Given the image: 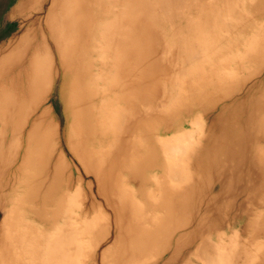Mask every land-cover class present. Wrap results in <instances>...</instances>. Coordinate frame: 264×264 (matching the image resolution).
Here are the masks:
<instances>
[{
    "label": "bare ground",
    "instance_id": "bare-ground-1",
    "mask_svg": "<svg viewBox=\"0 0 264 264\" xmlns=\"http://www.w3.org/2000/svg\"><path fill=\"white\" fill-rule=\"evenodd\" d=\"M134 2L144 5L143 0ZM154 2L159 6L170 0ZM99 3L18 0L11 10L28 24L9 35L5 48H0V264H79L82 235L92 224L83 221L86 207L80 206L72 224L81 222L82 229L75 231L76 227L71 226L68 232L59 225L66 205L56 193L53 180L57 176L67 178L59 190L63 195L73 185L74 177L69 171L72 165L63 156L65 150L78 164L74 166L79 175L77 187L82 186L84 174L91 178L85 184L89 195L96 188L97 195L104 200L102 204L96 199L90 201L93 210V206L97 207L107 222L97 232L103 236L94 251L97 257L96 251L103 248L100 261L115 251L118 259L112 264H180L184 260L185 264H193V258L212 264L216 258L224 257V240L230 229L237 228L242 236L241 245L250 249L252 264H264V78L258 77L246 89L241 86L240 96L226 97L207 129L205 143L198 148L195 131H185V122H170L155 132L149 129L151 117H147V110L168 111L181 104L172 100L164 105L155 100L146 102L145 69L139 63L134 72L129 67L124 81L122 77L114 79L115 85L126 93V110L121 101L117 102L119 96H115L113 106L96 108L91 99L93 90L88 87L93 77L85 72L92 56L84 63L77 52L87 44L85 52L94 50L100 62H104L105 49L99 43L95 50L91 44L95 33L89 27L92 18L99 19L100 15H90L88 7L100 8ZM43 4H49L46 12ZM252 9L259 12L257 7ZM35 10L44 16L33 19L31 12ZM122 14L127 16L123 24L118 16L111 22V28L116 29L112 44L116 48L121 46L131 60L134 26L131 27L129 16L133 13ZM252 27V31L263 28L260 24ZM262 45L254 39L245 44L248 48L244 52L248 58H258ZM190 52L187 57L191 65L211 61L210 55L200 60L204 48ZM230 68L215 74L219 77L214 79H210L214 73L208 76L202 72L197 80L188 83L186 91L180 87L178 95L185 91L190 95L187 97L203 102L212 96L206 95L211 87L219 96L226 86L230 88L228 85L236 83ZM69 75H73L70 134L75 135V141L62 132L58 152L54 135L59 133V125L56 130L46 103L57 78L61 80L58 96L63 98L67 94ZM82 79L80 87L77 81ZM138 99V106L132 107ZM200 120L191 122L199 136L203 131ZM105 127H111V134L115 133L117 138H110L103 131ZM179 129L181 136L176 134ZM99 137L105 142L113 141V146L104 152L95 150L94 141ZM45 173L50 174L52 181L42 200L44 206L40 207L39 186ZM135 197L140 198V203H134ZM143 211L151 216L143 218ZM104 220H99L100 224ZM53 226L55 231L49 235ZM30 247L34 249L31 254ZM150 258L157 260L147 263Z\"/></svg>",
    "mask_w": 264,
    "mask_h": 264
},
{
    "label": "rangeland",
    "instance_id": "rangeland-1",
    "mask_svg": "<svg viewBox=\"0 0 264 264\" xmlns=\"http://www.w3.org/2000/svg\"><path fill=\"white\" fill-rule=\"evenodd\" d=\"M99 1L101 3H99L100 8L97 6L96 9L92 8L91 10L88 7L90 15L93 14L95 16L96 13L99 12L101 17H99V19L92 18L93 21L90 22L89 27H91L92 33H95L92 40L93 43H91L95 50L99 43H101L105 49L106 54L103 60L104 62H100L101 59L96 56L94 50H90L88 53L85 52L87 50V44H85L84 47H79V51L77 52L78 59H83L84 63L87 57L90 58L92 56L90 58L91 65L87 68L88 70L85 69V72L87 71V73H90L93 77L88 87L93 90L91 99H93V101L95 100V104H97L96 108L100 106H113L114 103H116L115 96H119L117 102L121 101V106H124L123 103H125L127 99L126 93L120 90V86L115 85L114 79L118 78L121 80L122 77L124 81L125 78L123 76L129 71V67L134 72L136 71V64L139 63L143 65L145 69V89L147 93L144 97L146 102L155 100L158 104L164 105L172 100L174 103L181 104L180 107L168 111L155 109V113H151L150 110H147V114H145L147 117H151V121L149 122L151 123V127L149 129L155 132L158 128L162 129L166 127L170 122L179 124L185 122V131H195L194 139L197 140L195 148H198L205 143L207 129L213 122V118L217 115L216 113L220 105L226 101V97L229 98L234 94L240 96L242 92H239L238 89H241V86L244 85V89H246V87H250L258 77L264 78V0H170V3L159 6L155 4L154 0H143L144 5H138V3L134 2L135 0ZM17 3L18 0H0V48L4 47L5 43H8L10 36L15 30L21 29L19 27L25 28L27 26L26 24H28L23 21L24 17L15 16L14 12H11L12 8ZM48 6L49 4H43L45 12ZM251 6H253L252 8L257 7L259 12L252 9ZM129 11L133 13L129 16V20H132L131 27L134 26L131 31V60L124 54L125 51L121 46H117L116 48L115 44H112L116 29L111 28V22L114 17L118 16V18L121 19L120 24H123L127 16H124L122 13ZM31 15H33V19L44 16V14L36 10L31 12ZM253 24L256 26L260 24L263 28L259 29V27H257L255 31H252ZM254 39L263 42L261 46V56L258 58L250 56L251 58H248V54L244 52V48H248L245 44L252 43ZM200 47L204 48V53L200 60H205V58L210 55V57H212L211 61L206 64L200 63L198 66L191 65L187 55L192 53L190 51L193 49L197 50ZM78 65H83V63L79 64L78 62ZM93 65H95V68ZM228 67H231L230 71H234L236 74L233 76V79H237L236 83H234L236 87L232 88L234 85H228L231 86L230 88L226 86L220 94L218 93L219 96L211 91L214 88L208 87L206 95L212 96L203 102H198L195 98L192 99L191 97H187L190 96L185 92L188 83L197 80L202 72L205 74L207 73L206 75L208 76L214 73V77H210V79H214L219 77L215 74H219L221 70H226ZM78 73L77 70V74ZM72 76H68L66 81L68 91L67 94H64L63 98L58 96L61 80L57 78L54 81V86L48 95L46 103L47 108L50 110V119L56 130L57 124L59 125V133L56 131L54 135L58 152H60L58 140L62 132H65L66 136H70L73 142L75 141V135L70 134L73 107V96L70 95V85L71 82H73ZM81 82L77 81L80 87L83 86V79ZM113 85L116 89H114ZM180 87L184 88L185 91L179 96ZM101 99L105 102L102 103L103 105L100 104ZM199 100H201V98H199ZM138 103L139 99L135 101L132 107H137ZM64 106L67 107L66 113L64 111ZM124 108L125 106L123 109ZM200 118L203 125L201 136L198 135V132L196 133V127L191 126V122L196 119L199 120ZM12 119H14V122L15 117ZM133 121H135L134 118ZM180 129L176 134L181 136L182 130L180 131ZM26 130V128L23 130V136L26 135ZM103 131L110 135V138L113 136L115 139L117 138L115 133L111 134V127L110 130L105 127ZM17 134L18 137L21 135L18 132ZM10 135L11 133L9 137ZM173 135L168 136L172 138L171 136ZM13 139H15V134ZM105 141L107 140L100 137L99 139L96 138L94 141V149L99 152H104L106 149H109L111 145L113 146V141ZM63 156L68 161L67 164L70 166L72 165V169L69 168V171L74 174V177L71 179L73 185L69 186L67 192L63 195L59 190L64 186V181L67 183V178L64 179L57 176L53 180L56 193L62 196L60 198L64 200V205H66V210L64 208L59 225L61 224L65 227L68 232L71 230V226L73 228L76 227L75 231L82 229L83 225L81 222L72 224V221L75 216L74 213L80 210L79 207H86L87 209L85 208L82 213L83 221L86 222V225L90 222L92 227H88L85 230L86 232L82 235L81 242L83 248L82 254L79 256V264H100L102 261H104L105 264H112L115 259H118L117 252L111 251L104 260L101 258V261L99 260L101 257L99 256V252L103 248L101 247L99 251H96L98 254L97 257L94 253L98 246L97 243L99 244L103 239L100 232V237L97 235V232L98 230L100 231L107 222H105L103 213H100L97 207L93 206V210L90 201H95L96 199L102 204L104 200L101 196L99 197L97 195L96 188L93 189L94 192L92 194L90 193L91 196L89 195L90 190L85 184H87L91 178L86 177L84 174H82V186L80 189L77 187L78 184L76 181L79 179V175L74 166L78 164L69 151L65 150ZM186 164L185 161L184 165ZM48 176L47 173H45L40 182V207L44 206L42 200L45 199V193L52 181L50 174ZM114 176L116 175H111V178L114 179ZM145 191L146 190H143V192ZM57 194H54V196ZM134 200V203H140V198L135 197ZM104 210L105 212H109V209L105 208ZM143 213L144 215L146 213L145 216L143 215V218L151 216L150 212L143 211ZM100 217L103 218L105 223L100 224V222L103 221L99 219ZM7 228L9 229V226H7ZM54 228V226L52 229L50 228L52 231L49 235L55 231ZM40 230L42 229L40 228ZM241 238L242 236L237 228L230 229L227 238L224 240V253L221 252L224 254V257H222L223 259L218 257L215 261H212V264H252V259L248 251L250 249L246 250L243 248L240 242ZM112 239L113 238H111L109 244L112 242ZM33 250V247H30L29 253L31 254ZM156 260V258H150L147 260V263L155 262ZM191 262L193 264H202L201 259L196 258H193ZM185 263L186 261L184 260L180 264Z\"/></svg>",
    "mask_w": 264,
    "mask_h": 264
}]
</instances>
